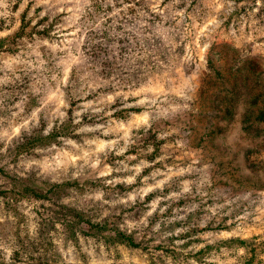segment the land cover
<instances>
[{
    "label": "rangeland",
    "instance_id": "obj_1",
    "mask_svg": "<svg viewBox=\"0 0 264 264\" xmlns=\"http://www.w3.org/2000/svg\"><path fill=\"white\" fill-rule=\"evenodd\" d=\"M0 264H264V0H0Z\"/></svg>",
    "mask_w": 264,
    "mask_h": 264
},
{
    "label": "trees",
    "instance_id": "obj_2",
    "mask_svg": "<svg viewBox=\"0 0 264 264\" xmlns=\"http://www.w3.org/2000/svg\"><path fill=\"white\" fill-rule=\"evenodd\" d=\"M24 187H25L24 191H26V192L31 191L34 194L37 192V189L30 186V185H25ZM37 197H40V195H37Z\"/></svg>",
    "mask_w": 264,
    "mask_h": 264
}]
</instances>
